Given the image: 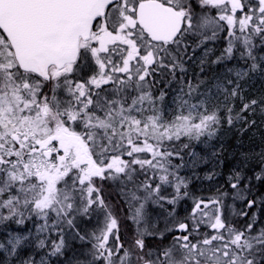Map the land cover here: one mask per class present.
<instances>
[{
    "label": "snow or ice",
    "instance_id": "1",
    "mask_svg": "<svg viewBox=\"0 0 264 264\" xmlns=\"http://www.w3.org/2000/svg\"><path fill=\"white\" fill-rule=\"evenodd\" d=\"M257 80L264 0H0V264H264Z\"/></svg>",
    "mask_w": 264,
    "mask_h": 264
},
{
    "label": "trees",
    "instance_id": "2",
    "mask_svg": "<svg viewBox=\"0 0 264 264\" xmlns=\"http://www.w3.org/2000/svg\"><path fill=\"white\" fill-rule=\"evenodd\" d=\"M211 71L209 69L210 74ZM262 85H264V82L257 80L253 87L262 89ZM220 145L223 147L222 156L229 166L233 163H238L244 153L249 156H255L259 152L264 151V126H258L255 130H248L243 133L236 130L226 132L218 142V146ZM250 165L258 168L259 161L252 159L250 160Z\"/></svg>",
    "mask_w": 264,
    "mask_h": 264
}]
</instances>
